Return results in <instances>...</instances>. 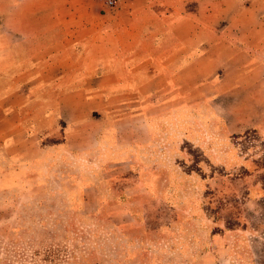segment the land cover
Instances as JSON below:
<instances>
[{"label": "rangeland", "instance_id": "rangeland-1", "mask_svg": "<svg viewBox=\"0 0 264 264\" xmlns=\"http://www.w3.org/2000/svg\"><path fill=\"white\" fill-rule=\"evenodd\" d=\"M199 60L129 83L118 158L110 131L79 156L47 127L0 142V264H264V78Z\"/></svg>", "mask_w": 264, "mask_h": 264}, {"label": "crops", "instance_id": "crops-1", "mask_svg": "<svg viewBox=\"0 0 264 264\" xmlns=\"http://www.w3.org/2000/svg\"><path fill=\"white\" fill-rule=\"evenodd\" d=\"M201 31L208 45L197 57ZM207 59L208 71L216 69L208 76L230 67L264 78V4L123 0L107 8L101 0H0V142L22 127H47L42 140L52 136L79 156L101 147L110 131L118 158V111L149 92L129 83L172 77L183 61L189 76Z\"/></svg>", "mask_w": 264, "mask_h": 264}, {"label": "built area", "instance_id": "built-area-1", "mask_svg": "<svg viewBox=\"0 0 264 264\" xmlns=\"http://www.w3.org/2000/svg\"><path fill=\"white\" fill-rule=\"evenodd\" d=\"M103 4L108 8H114L120 4L123 0H101Z\"/></svg>", "mask_w": 264, "mask_h": 264}]
</instances>
